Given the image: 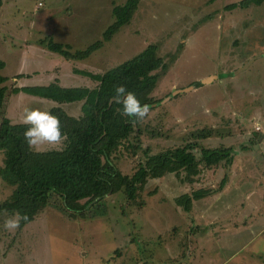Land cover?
I'll return each instance as SVG.
<instances>
[{
    "label": "rangeland",
    "instance_id": "374dc122",
    "mask_svg": "<svg viewBox=\"0 0 264 264\" xmlns=\"http://www.w3.org/2000/svg\"><path fill=\"white\" fill-rule=\"evenodd\" d=\"M123 1L0 0V73L10 78L24 72L14 84L25 86L52 81L48 70L72 67L82 78L67 83L91 86L98 73L152 42L161 58L150 91L158 104L110 159L129 174L144 149L189 144L197 159L201 147L229 146L231 161H199L192 181L183 179V171L147 177L133 199L121 190L108 192L105 213L91 217L68 219L49 206L9 231L3 224L13 213L2 210L0 264H264V136L254 129L264 123V0L233 7L227 4L239 0H138L128 21L86 56L64 60L48 48L58 41L73 51L100 39L113 19L112 5ZM245 60L252 62L232 75L181 90ZM27 94L9 95L11 122L23 121L25 108L51 105ZM197 187L211 190L190 209L174 202ZM10 191L0 179V200Z\"/></svg>",
    "mask_w": 264,
    "mask_h": 264
},
{
    "label": "trees",
    "instance_id": "16d2710c",
    "mask_svg": "<svg viewBox=\"0 0 264 264\" xmlns=\"http://www.w3.org/2000/svg\"><path fill=\"white\" fill-rule=\"evenodd\" d=\"M137 2L124 0L112 5L113 19L101 31V38L84 48L72 51L66 43L58 41H49L48 48L65 58L86 56L128 21ZM260 2L239 0L227 6ZM160 64L156 45L149 42L130 57L98 73L97 83L91 88L61 86L56 82L18 87L12 82H5L6 77L0 73V179L11 186L8 198L0 200V211L26 216L27 220H21L19 228L49 206L68 219L91 217L105 213L103 196L107 192L121 190L126 199H133L147 177H158L165 172L183 171V179L192 181L199 170V161L210 166L229 154L228 148L223 146L201 147L199 159L194 156L189 144L153 153L144 149V158L129 174L122 173L112 162L109 155L127 139L135 124L129 122V117L121 115L123 106L115 99L116 88L125 86L141 104L154 108L159 98H153L150 91L158 76L153 70ZM2 66L0 59V68ZM213 78V74L203 76L190 86L209 82ZM19 89L56 102L80 100L81 112L76 115L68 113L59 104L48 109L59 117L62 133L67 135L60 147L30 149L23 137L29 126L23 121L11 122L6 116L8 97ZM210 190L197 187L177 194L174 201L188 210L193 199Z\"/></svg>",
    "mask_w": 264,
    "mask_h": 264
},
{
    "label": "clouds",
    "instance_id": "9594fccd",
    "mask_svg": "<svg viewBox=\"0 0 264 264\" xmlns=\"http://www.w3.org/2000/svg\"><path fill=\"white\" fill-rule=\"evenodd\" d=\"M115 99L123 106L121 115L129 117L131 123L143 121L150 114V105L141 104L135 94L123 85L116 88ZM23 123L29 126L24 131L23 137L30 149L39 150L44 145L60 146L67 139V135L62 133L59 117L50 111L25 108ZM21 220H27V217L14 212L5 219L3 227L13 231L19 228Z\"/></svg>",
    "mask_w": 264,
    "mask_h": 264
},
{
    "label": "crops",
    "instance_id": "0c3cea01",
    "mask_svg": "<svg viewBox=\"0 0 264 264\" xmlns=\"http://www.w3.org/2000/svg\"><path fill=\"white\" fill-rule=\"evenodd\" d=\"M62 43H65V42H62ZM54 52V51H53ZM60 55V54H59ZM62 56V55H61ZM63 57V56H62ZM64 58V60L65 59H71V58H65V57H63ZM82 58V57H81ZM252 62V61H251ZM250 62V63H251ZM250 63H247L246 62V60L245 61H243L242 62V65L240 66V67H237V68H235V69H233V70H230V71H227V72H225V71H223V70H220V71H218V72H214V73H208V74H206V75H210V74H213L214 75V78L211 80V81H209V82H205V83H211V82H213L215 79H218L219 78V76H221V74L222 75H232V74H234L235 72H237L239 69H242V68H245V67H248L249 65H250ZM47 76H48V78H52V81H48V83H50V82H56L57 84H59V85H61V86H84V87H88V88H91V87H94L95 85H96V83H97V80L94 82V84L93 85H91V86H88V84L87 83H83V84H81V83H79V84H76V85H72V84H69V83H67V82H69V81H73L74 79H75V77H78V76H82L80 73H78L76 70H74L72 67H70L69 68V71H65V72H60V70H57V71H52V72H50L49 70L47 71ZM21 74H25L24 72L23 73H21ZM21 74H17V75H14V76H11L10 78L9 77H6V80L5 81H8V82H12L13 84H14V81H16L17 80V78H18V76L19 75H21ZM32 74H33V72H32ZM36 75L34 76L35 78H36V80H38L39 78H41V76L39 75V74H37V73H35ZM206 75H204V76H206ZM203 77V76H202ZM82 78V77H81ZM201 78V77H200ZM12 79V80H11ZM249 80H250V78H249ZM81 81H82V79H81ZM251 81V80H250ZM252 82H253V80H252ZM48 83H46V82H44L43 83V81H35V83H34V85H46V84H48ZM258 83V82H257ZM256 83V84H257ZM81 84V85H80ZM204 84V83H203ZM15 85V84H14ZM197 85H200V83L199 84H197ZM22 85H19L18 87H21ZM26 86V85H25ZM27 86H30V85H27ZM196 86V85H195ZM191 87H194V86H188V88L187 89H189V88H191ZM184 88V87H183ZM182 90V89H181ZM186 90V89H185ZM185 90H183V91H185ZM18 92L19 91H23V90H21V89H19V90H17ZM17 91H15V92H17ZM177 91H178V89H177ZM23 92H25V91H23ZM14 93V92H13ZM25 93H28V92H25ZM22 94V93H21ZM28 94H31V96L33 95V96H36V97H38L39 99L41 98V97H44V96H40V95H36V94H32V93H28ZM27 94V95H28ZM46 98H48L49 99V102L51 103V105L49 106V107H51L52 105H54V104H59L64 110H66L68 113H70V114H74L73 112V108H75V110H77V109H80V100H72V101H62V102H56V101H54L53 99H51V98H49V97H46ZM43 99V98H42ZM49 107H48V109H49ZM48 111V110H47ZM74 115H76V114H74ZM21 122V121H20ZM264 122V121H263ZM264 124V123H263ZM256 131V134L260 137V136H264V130H255ZM223 147H226V148H228V150H229V154H227L225 157H223V158H221V159H223L224 160V162L226 163V164H229L230 163V161H231V156H230V154L232 153V149L229 147V146H223ZM237 189V188H236ZM240 194H242V191L240 190V192H239ZM206 195V194H205ZM204 196V195H203ZM203 196H201V197H203ZM201 197H199V198H201ZM175 198V197H174ZM199 198H196V199H199ZM193 200H195V199H193ZM175 202V201H174ZM183 209V208H182ZM190 209V208H189ZM183 210H185V209H183ZM108 261V260H107ZM104 262V261H103ZM107 264H114V263H111V261H108L107 262Z\"/></svg>",
    "mask_w": 264,
    "mask_h": 264
},
{
    "label": "built area",
    "instance_id": "2783aa9c",
    "mask_svg": "<svg viewBox=\"0 0 264 264\" xmlns=\"http://www.w3.org/2000/svg\"><path fill=\"white\" fill-rule=\"evenodd\" d=\"M254 129H255V130H264V124H263V125H261V124H256V125L254 126Z\"/></svg>",
    "mask_w": 264,
    "mask_h": 264
},
{
    "label": "water",
    "instance_id": "95a60500",
    "mask_svg": "<svg viewBox=\"0 0 264 264\" xmlns=\"http://www.w3.org/2000/svg\"><path fill=\"white\" fill-rule=\"evenodd\" d=\"M197 84H199V83H197ZM188 87H184V88H181L182 90H185V89H187ZM177 90H173L170 94H172L173 92H176ZM169 94V95H170ZM108 193V192H107Z\"/></svg>",
    "mask_w": 264,
    "mask_h": 264
}]
</instances>
